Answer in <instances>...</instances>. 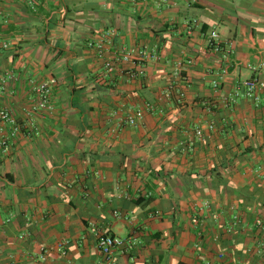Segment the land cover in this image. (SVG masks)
Returning a JSON list of instances; mask_svg holds the SVG:
<instances>
[{"label":"crops","instance_id":"1","mask_svg":"<svg viewBox=\"0 0 264 264\" xmlns=\"http://www.w3.org/2000/svg\"><path fill=\"white\" fill-rule=\"evenodd\" d=\"M0 41V110L24 127L0 148V264H103L98 234L126 241L118 264H264V93L241 86L264 79V0H0ZM132 49L160 59L106 72ZM50 78L55 112L31 114ZM211 169L236 191L206 192Z\"/></svg>","mask_w":264,"mask_h":264},{"label":"built area","instance_id":"2","mask_svg":"<svg viewBox=\"0 0 264 264\" xmlns=\"http://www.w3.org/2000/svg\"><path fill=\"white\" fill-rule=\"evenodd\" d=\"M197 1V0H196ZM198 25L197 20H193L192 22L188 23L187 29L188 32L191 33L193 27ZM114 32L110 34H103L99 38L92 40L89 43L90 50L94 51L96 55L102 57L110 47H113ZM12 47V43L0 41V49L9 50ZM209 47L212 51L216 54H224V56H228L230 51H228L221 40V36L217 33L211 35L209 41ZM153 57L154 59L159 60L160 57L157 53L153 55L148 53L146 49H132L126 50L122 53V56L118 58V60L114 63H107L106 64V72L111 74L115 71L116 63L124 62L127 64H132L134 67H139L135 76L138 78H143L146 75L145 71V62ZM260 67L263 69L264 73V64H261ZM257 69V68H253ZM228 74V70H223L221 74H219L218 78L214 80L213 86L215 90H219L222 85V79ZM134 75V74H133ZM13 76L10 74L3 75L0 77V90L3 92L7 91L8 82L13 80ZM57 85V80L55 78H50L48 80L42 81L38 83L35 87V101L31 108V114L36 113H54L56 110L54 104V97H53V89ZM241 86L244 89L243 95L246 98H253L256 99V94L259 92L264 93V79L260 76H255L248 80H245L241 83ZM14 94V92H11ZM241 94V91L236 93L237 96ZM152 105H146L145 108H140L136 110L134 113L128 114L124 119H122V125H129V126H137L140 122L143 121L146 110H152ZM0 148L2 149L3 153H7L12 145V142L18 139L19 136L24 132V127L19 124L15 116L6 109L0 110ZM6 125L9 127V130L6 128ZM29 131L30 133H35L36 135L39 134L38 129L35 127V120L30 118L29 123ZM197 136L202 138L203 132L199 130L197 132ZM202 209L204 210H211L212 203L210 201H205L203 203ZM241 222V218L239 216H234L232 218V224L228 229V232H232L237 225ZM195 223H199V219H195ZM257 226L262 227L263 223L261 220L257 221ZM126 245V241L116 236H110L106 234H98L97 237V247L99 250L100 255L103 259V264H118L116 260V251L121 249ZM66 253V252H65Z\"/></svg>","mask_w":264,"mask_h":264},{"label":"trees","instance_id":"3","mask_svg":"<svg viewBox=\"0 0 264 264\" xmlns=\"http://www.w3.org/2000/svg\"><path fill=\"white\" fill-rule=\"evenodd\" d=\"M202 182L204 183V190L210 191L211 193H220L222 192V188L223 185H225L226 183L224 182V178L222 176V174L217 170V169H211L209 171V175L206 176H202L200 177ZM227 188H226V192L228 195L233 194V192L236 191V188L232 187V185H230L229 183L226 184Z\"/></svg>","mask_w":264,"mask_h":264}]
</instances>
